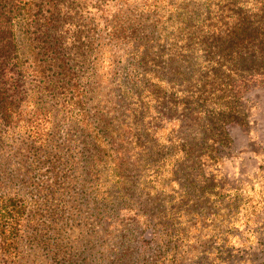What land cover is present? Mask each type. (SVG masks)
<instances>
[{"label":"rangeland","instance_id":"374dc122","mask_svg":"<svg viewBox=\"0 0 264 264\" xmlns=\"http://www.w3.org/2000/svg\"><path fill=\"white\" fill-rule=\"evenodd\" d=\"M52 3L63 13L67 74L54 83L53 72L24 60L2 82L17 114L0 119V204L23 217L16 252L0 240V264L14 254L11 264H264V76L236 83L242 109L214 141L217 159L197 148L186 163L203 167L215 192L197 176L193 201L184 200L171 143L196 145L206 123L191 102L158 105L173 88L178 102L196 90L183 84L190 67L165 65L169 44L149 51L160 34L155 13L142 9L146 0ZM157 72L164 91L152 98L145 84ZM139 102L146 107L133 110Z\"/></svg>","mask_w":264,"mask_h":264},{"label":"trees","instance_id":"16d2710c","mask_svg":"<svg viewBox=\"0 0 264 264\" xmlns=\"http://www.w3.org/2000/svg\"><path fill=\"white\" fill-rule=\"evenodd\" d=\"M142 9L155 13L153 29L160 30V34L156 33L151 40L152 44L157 41V46L151 44L149 51L156 54L162 41L169 44L171 57L165 65L190 67L191 77L184 78L183 84L196 90L191 97L178 102V98L175 100L177 89L173 88L157 98L158 105L164 101L163 107L168 98L169 107H185L187 102H191L193 110L206 123L201 135L203 138L193 141L196 145L171 143L176 148L174 163L169 165L171 176L183 178L182 183H173L181 189L184 200L192 202L194 193L189 191H194L192 187L197 183V176H200L199 181L206 182L205 190L213 193L216 188L213 181L203 178V167L187 166L186 163L197 148L210 164L217 159L214 141L227 137L228 116H234L242 109L234 92L236 83L250 76H264V0H146ZM62 16L52 0H0V119L6 124H10L17 114L14 96H9L8 90L2 86L10 73L9 66L21 73L25 68L24 60L37 63L42 70L34 72H53L54 83L57 77L67 74L66 51L61 44L62 34H59L64 27ZM164 28L168 29L166 34ZM37 45H40L39 52ZM145 49V46H140L137 55ZM143 57L140 54L136 58L138 65L144 64ZM159 66V63L155 65L157 69ZM181 74L178 73L179 76ZM149 83L147 78L145 85L152 98L164 91L162 85L165 82L159 72L154 73ZM143 104L136 103L132 109L142 110L146 107ZM83 116L75 120L86 122ZM142 147L141 141L135 143L136 149L141 151ZM93 161L97 163L93 166L103 174L106 170L102 169L106 165L104 158ZM215 177L216 174L213 175ZM211 183L213 186L208 187ZM183 186L189 187L188 192L183 190ZM14 213L12 204H0L1 246L12 247L15 253L23 216ZM5 257L10 264L17 260L15 254Z\"/></svg>","mask_w":264,"mask_h":264}]
</instances>
